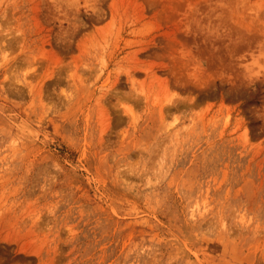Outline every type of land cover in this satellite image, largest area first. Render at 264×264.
Returning <instances> with one entry per match:
<instances>
[{"label": "rangeland", "instance_id": "1", "mask_svg": "<svg viewBox=\"0 0 264 264\" xmlns=\"http://www.w3.org/2000/svg\"><path fill=\"white\" fill-rule=\"evenodd\" d=\"M0 264H264V0H0Z\"/></svg>", "mask_w": 264, "mask_h": 264}]
</instances>
